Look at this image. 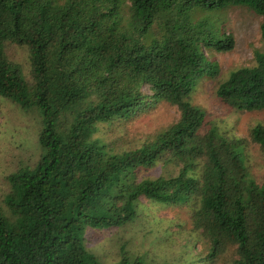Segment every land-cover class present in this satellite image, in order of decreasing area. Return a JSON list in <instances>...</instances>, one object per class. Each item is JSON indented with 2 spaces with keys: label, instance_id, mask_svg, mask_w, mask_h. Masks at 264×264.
Instances as JSON below:
<instances>
[{
  "label": "trees",
  "instance_id": "1",
  "mask_svg": "<svg viewBox=\"0 0 264 264\" xmlns=\"http://www.w3.org/2000/svg\"><path fill=\"white\" fill-rule=\"evenodd\" d=\"M231 6L264 16V0H0V97L29 119L34 149L5 176L0 264H264V182L246 156L248 144L264 152V123L236 136L192 99L219 72L204 48L235 46L210 18ZM259 29L254 64L215 89L227 111L264 112ZM160 102L175 120L137 145L112 144L116 125ZM168 207L184 218L155 216ZM147 213L148 232L168 222L156 251L118 235ZM103 231L117 247L109 261L86 243Z\"/></svg>",
  "mask_w": 264,
  "mask_h": 264
},
{
  "label": "rangeland",
  "instance_id": "2",
  "mask_svg": "<svg viewBox=\"0 0 264 264\" xmlns=\"http://www.w3.org/2000/svg\"><path fill=\"white\" fill-rule=\"evenodd\" d=\"M210 11L203 12V16ZM210 18L226 34L233 35L235 46L233 49L224 52L204 48L206 55L218 65L219 72L214 78L204 77L198 82L192 94L193 103L208 110L212 114V118L219 122L220 127L227 133L247 137L250 125L258 121L264 123V112L257 111L244 115V113L227 111L224 105L215 98V89L218 83L226 79L232 70L254 64L253 50L261 47L259 28L264 23V16L255 14L245 6H231L223 10L211 11ZM23 52L18 47H12L9 50L11 58L19 63H25ZM177 116L178 111L175 106L160 102L153 108L141 112L128 123L116 125L109 136L110 141L119 150L126 149L130 145H137L145 139H151L157 130L168 125ZM29 123V119L15 105L0 97V195L7 185L5 176L15 168L17 160L31 155L34 150L26 145L27 141L32 140L28 129ZM246 149L247 160L252 164V174L259 181L264 182V152L260 151L259 146L254 144H248ZM159 172L160 170H156V173ZM185 211V208L170 209L168 207L155 213V216L171 215L183 219ZM155 216L150 214L143 225L141 223L142 226H139V229L130 228L126 233L123 232V229L118 230V235H124L126 238L130 236L131 244L136 248L142 250L149 246L155 248L158 241L167 234L161 233L157 229L168 226V222L161 223L157 225L154 231L148 232L147 228L156 224ZM110 238H113L111 231H103L96 236L88 233L86 234L87 247L101 256L103 260L109 261L116 255L115 251H117L116 245H113ZM156 250L158 249L155 248Z\"/></svg>",
  "mask_w": 264,
  "mask_h": 264
}]
</instances>
